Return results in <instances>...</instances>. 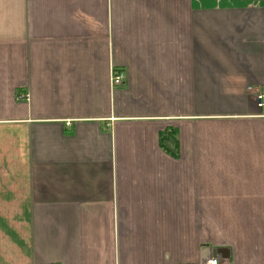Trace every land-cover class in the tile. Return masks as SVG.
I'll use <instances>...</instances> for the list:
<instances>
[{"label":"crops","instance_id":"crops-1","mask_svg":"<svg viewBox=\"0 0 264 264\" xmlns=\"http://www.w3.org/2000/svg\"><path fill=\"white\" fill-rule=\"evenodd\" d=\"M249 87L264 0H0V264H264Z\"/></svg>","mask_w":264,"mask_h":264},{"label":"built area","instance_id":"built-area-1","mask_svg":"<svg viewBox=\"0 0 264 264\" xmlns=\"http://www.w3.org/2000/svg\"><path fill=\"white\" fill-rule=\"evenodd\" d=\"M124 80V74L121 72H112L111 74V86H119ZM247 92L254 95L256 107L260 110L261 116H264V93L259 89H254L253 87L247 88ZM28 97L23 95H18L16 100L27 101ZM205 264H222L216 257H210Z\"/></svg>","mask_w":264,"mask_h":264}]
</instances>
